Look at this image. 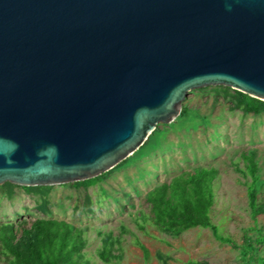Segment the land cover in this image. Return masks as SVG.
<instances>
[{
    "label": "water",
    "instance_id": "95a60500",
    "mask_svg": "<svg viewBox=\"0 0 264 264\" xmlns=\"http://www.w3.org/2000/svg\"><path fill=\"white\" fill-rule=\"evenodd\" d=\"M206 86L264 101V0H0V186L100 176Z\"/></svg>",
    "mask_w": 264,
    "mask_h": 264
},
{
    "label": "rangeland",
    "instance_id": "374dc122",
    "mask_svg": "<svg viewBox=\"0 0 264 264\" xmlns=\"http://www.w3.org/2000/svg\"><path fill=\"white\" fill-rule=\"evenodd\" d=\"M235 92L224 86L187 92L181 102L185 117L159 124L145 146L96 185H53L45 194L15 185L9 197L0 187V225L13 224L18 231L36 220L65 221L83 232V264H162L156 254L167 264H264V213L256 222L250 217V178L245 176L241 160L243 153L255 155L258 199L263 201L264 113L237 109ZM202 167L217 173L212 184L211 221L234 246L216 241L208 229L195 228L173 236L152 222L147 194ZM106 237L110 239V262L99 256ZM136 242L149 251L148 260ZM1 264L7 263L2 260Z\"/></svg>",
    "mask_w": 264,
    "mask_h": 264
},
{
    "label": "trees",
    "instance_id": "16d2710c",
    "mask_svg": "<svg viewBox=\"0 0 264 264\" xmlns=\"http://www.w3.org/2000/svg\"><path fill=\"white\" fill-rule=\"evenodd\" d=\"M235 93L237 96L234 105L237 109L243 113L255 115L264 113V101L238 91ZM185 112V109H182L179 118L185 117ZM149 139L150 137L143 146ZM241 160L245 165L244 174L250 178V183L247 185L250 217L253 222H256L257 218L264 213V200L258 199V164L253 153H243ZM126 163L127 159L115 168ZM108 173L109 171L73 184L87 188L100 183ZM216 175V170L213 168H195L191 172H184L174 177L169 183H163L152 189L147 194V202L150 205L154 226L173 236H179L190 229H208L216 241L234 246L233 240L221 235L211 221L210 212L214 204L212 184ZM0 187L6 189L9 197L15 185L5 183ZM23 188L28 192L45 194L50 186ZM85 203L89 205V197L85 198ZM43 204L46 205V200ZM136 244L143 258L148 260L149 251L140 243L136 242ZM109 245L110 239L104 238L103 249L99 254L104 262L111 261ZM84 247L83 232L65 221L36 220L29 226H22L18 231L13 224L0 225V264L2 260L7 264H83L81 252ZM156 258L162 264H167L161 254H156ZM190 264L208 263L192 261Z\"/></svg>",
    "mask_w": 264,
    "mask_h": 264
}]
</instances>
